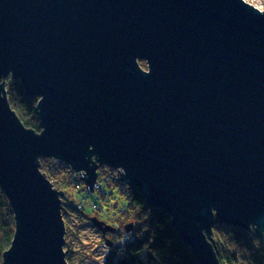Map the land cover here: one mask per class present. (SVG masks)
Here are the masks:
<instances>
[{
	"label": "water",
	"instance_id": "95a60500",
	"mask_svg": "<svg viewBox=\"0 0 264 264\" xmlns=\"http://www.w3.org/2000/svg\"><path fill=\"white\" fill-rule=\"evenodd\" d=\"M10 76L38 97L39 132L8 104ZM40 157L78 170L90 190L98 167L118 168L197 263L222 264L215 221L264 234V8L0 0V189L15 221L2 264H69L64 192ZM90 221L110 245L117 228Z\"/></svg>",
	"mask_w": 264,
	"mask_h": 264
},
{
	"label": "trees",
	"instance_id": "16d2710c",
	"mask_svg": "<svg viewBox=\"0 0 264 264\" xmlns=\"http://www.w3.org/2000/svg\"><path fill=\"white\" fill-rule=\"evenodd\" d=\"M20 82L11 76L5 80L8 104L18 114L23 125L39 132L41 126L36 108L38 97L27 95ZM38 163L52 186L64 192L62 213L66 212V208L76 211L75 206L71 207L64 199L69 198L64 191L68 186L65 175L69 169L68 165L53 158L41 157ZM108 187L109 191L104 194L112 193V187H117L124 200L119 209L117 204L110 206L108 201L104 200L106 203L104 210L115 208L117 213L112 214L114 218L127 219L133 223V229L129 232L123 231V236L118 241L119 230L116 229L112 233L110 245L107 246L110 250L106 258L107 264H199L190 249L184 247L179 240L177 231L171 227V218L168 214L161 209L148 206L140 192L130 190L125 192L117 183H111ZM6 198L0 189V262L3 251L10 246L14 234V216ZM100 205L103 207L102 203ZM79 213L85 217L82 211ZM212 239L215 252L222 264H264V234H259L254 227L246 230L215 221Z\"/></svg>",
	"mask_w": 264,
	"mask_h": 264
},
{
	"label": "rangeland",
	"instance_id": "374dc122",
	"mask_svg": "<svg viewBox=\"0 0 264 264\" xmlns=\"http://www.w3.org/2000/svg\"><path fill=\"white\" fill-rule=\"evenodd\" d=\"M246 2L252 4L253 7L258 6V8H264V0H246ZM139 64L146 69V63L144 61L139 60ZM68 174L69 170L65 174L67 175L68 186L64 188V191L69 198L64 199L65 202L73 207L74 205H77L78 201H81L85 195L71 182ZM119 186L125 192L128 190V187L122 186L121 184H119ZM108 188L109 187L106 188V191H109ZM111 191L112 193L104 194V197L100 199V203L103 205V211H95L92 209L91 204L93 202L92 198L94 197L90 194H88L86 199L84 198L83 200L84 210L82 212L85 217L79 212L71 210V208H66V212L63 214L66 231L62 249H64L66 253V259L69 264H107L106 258L109 256L110 250L107 247L106 238L91 224L90 218L93 216H96L99 220L104 221L106 224H110L119 230L118 233L120 234H118L117 241L122 238L124 231L123 226L124 224H128L129 221L127 219H115L112 214L117 213L116 209L111 208V210L105 211L104 209H106V207L104 204H106L105 201H108L110 206L117 204L119 209L122 205L121 203H123L124 196L117 187H112ZM13 224L15 229V221ZM106 237L112 239V233L108 232ZM0 264H2V260Z\"/></svg>",
	"mask_w": 264,
	"mask_h": 264
},
{
	"label": "built area",
	"instance_id": "2783aa9c",
	"mask_svg": "<svg viewBox=\"0 0 264 264\" xmlns=\"http://www.w3.org/2000/svg\"><path fill=\"white\" fill-rule=\"evenodd\" d=\"M121 169V168H120ZM69 178L71 182L78 188L80 189V192L84 193V198L86 199V196L88 194L92 195L94 198H92L93 202L91 204V207L93 210H102V206L100 205V198L103 196V194L106 192V188L109 186L111 183H119L122 186L127 187V184L125 181L121 180V175L120 171L118 168H112L109 166H100V168H97L96 171V180L93 185V189L90 190L86 185H84L82 177L79 175V171L75 170L71 167H69ZM84 198L80 201H78L77 205H74L76 208L77 212H81L84 210L83 206V200Z\"/></svg>",
	"mask_w": 264,
	"mask_h": 264
}]
</instances>
